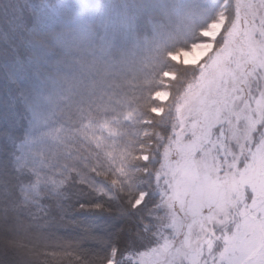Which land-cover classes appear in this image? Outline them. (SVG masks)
Returning a JSON list of instances; mask_svg holds the SVG:
<instances>
[{
  "label": "snow or ice",
  "instance_id": "1",
  "mask_svg": "<svg viewBox=\"0 0 264 264\" xmlns=\"http://www.w3.org/2000/svg\"><path fill=\"white\" fill-rule=\"evenodd\" d=\"M22 214H71L78 264H264V0H0V218Z\"/></svg>",
  "mask_w": 264,
  "mask_h": 264
},
{
  "label": "trees",
  "instance_id": "2",
  "mask_svg": "<svg viewBox=\"0 0 264 264\" xmlns=\"http://www.w3.org/2000/svg\"><path fill=\"white\" fill-rule=\"evenodd\" d=\"M191 2L195 6L202 4L203 0ZM3 3L7 4L8 0H3ZM172 71L182 79L191 75L180 65L172 66ZM150 80L151 84L156 83L154 76ZM110 158L111 154L104 149L102 142L101 160L107 165ZM102 179L111 182L113 175L103 176ZM75 223L71 214L67 218L57 215L33 217L31 214L0 218V264L5 260L8 264H78L68 247L77 239Z\"/></svg>",
  "mask_w": 264,
  "mask_h": 264
},
{
  "label": "rangeland",
  "instance_id": "3",
  "mask_svg": "<svg viewBox=\"0 0 264 264\" xmlns=\"http://www.w3.org/2000/svg\"><path fill=\"white\" fill-rule=\"evenodd\" d=\"M187 2L191 5V0H187ZM194 2V0H193ZM195 3V2H194ZM203 4V3H202ZM223 23V21H221ZM220 30V25H215L209 30V35L215 37L216 33H218ZM207 48L206 47H196L193 48L189 52H184L182 55L178 56L177 59L182 62V64H195L198 62L205 54H206ZM182 57V58H181ZM157 98L161 101H164L167 99V93L166 92H157ZM189 183L191 181V177H188Z\"/></svg>",
  "mask_w": 264,
  "mask_h": 264
},
{
  "label": "clouds",
  "instance_id": "4",
  "mask_svg": "<svg viewBox=\"0 0 264 264\" xmlns=\"http://www.w3.org/2000/svg\"><path fill=\"white\" fill-rule=\"evenodd\" d=\"M182 58V57H181Z\"/></svg>",
  "mask_w": 264,
  "mask_h": 264
}]
</instances>
